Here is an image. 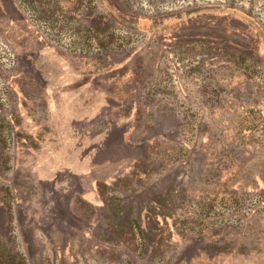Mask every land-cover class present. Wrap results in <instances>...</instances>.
Segmentation results:
<instances>
[{
    "label": "rangeland",
    "instance_id": "rangeland-1",
    "mask_svg": "<svg viewBox=\"0 0 264 264\" xmlns=\"http://www.w3.org/2000/svg\"><path fill=\"white\" fill-rule=\"evenodd\" d=\"M0 264H264V0H0Z\"/></svg>",
    "mask_w": 264,
    "mask_h": 264
},
{
    "label": "trees",
    "instance_id": "trees-1",
    "mask_svg": "<svg viewBox=\"0 0 264 264\" xmlns=\"http://www.w3.org/2000/svg\"><path fill=\"white\" fill-rule=\"evenodd\" d=\"M210 10V9H207L205 7H201V8H193V9H190V10H186V11H181L179 13H176V14H171V15H168L166 16V18H163V20L165 19H169L170 21L169 22H173V21H176V22H179L181 20H189L190 18H194L200 14H206L208 13L207 11ZM212 14V13H210ZM149 25V27H146L144 26L142 23L140 22H133L135 23V25H137L136 29L137 30H140V31H145L146 28L150 31H162V29H158L159 28H162V27H167L166 25H161L159 24V22H161L159 19H150L148 18V20H145ZM183 21V22H185ZM182 22V21H181ZM142 24V25H141ZM151 24H153L152 26H150ZM159 24V25H158ZM134 26V25H133ZM135 27V26H134ZM141 27V28H140ZM170 27H167V30L169 29ZM164 31V30H163ZM45 55L51 56V52L50 51H46L44 53ZM49 64V63H48ZM36 70H34L35 72L30 73V72H25V73H29V76H36L38 77V82L40 83V85H42L47 91H49L50 89H54V86H56V84H60V83H57L58 82V79L56 78V75H55V70L52 69V67H48L47 69H44V70H41L40 68H35ZM26 71V70H25ZM63 72V71H62ZM32 74V75H31ZM55 80V82H54ZM63 84V83H62ZM69 84V83H68ZM105 184L106 188L108 191L112 192L114 191V188H115V185L112 184V185H107V183H103ZM99 185V184H98ZM111 186V187H110ZM135 205L131 204L129 206L128 209L125 210L126 213H128L131 208H134ZM109 218L108 216H106V219ZM111 218V217H110ZM109 218V219H110ZM108 219V220H109ZM109 224V223H107ZM133 225H135V229H139L140 230V226H139V220L138 219H134L133 220Z\"/></svg>",
    "mask_w": 264,
    "mask_h": 264
}]
</instances>
